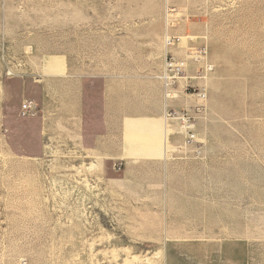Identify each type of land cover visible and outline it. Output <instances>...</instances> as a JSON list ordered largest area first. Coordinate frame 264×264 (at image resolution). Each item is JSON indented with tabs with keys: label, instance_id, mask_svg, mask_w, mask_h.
<instances>
[{
	"label": "rangeland",
	"instance_id": "374dc122",
	"mask_svg": "<svg viewBox=\"0 0 264 264\" xmlns=\"http://www.w3.org/2000/svg\"><path fill=\"white\" fill-rule=\"evenodd\" d=\"M166 31L213 67L169 101L191 146L126 131L164 117ZM0 264H264V0H0Z\"/></svg>",
	"mask_w": 264,
	"mask_h": 264
},
{
	"label": "built area",
	"instance_id": "2783aa9c",
	"mask_svg": "<svg viewBox=\"0 0 264 264\" xmlns=\"http://www.w3.org/2000/svg\"><path fill=\"white\" fill-rule=\"evenodd\" d=\"M178 38L170 37L167 35V31L163 36L164 54L162 62V70L158 79L162 84V98H163V109H164V120L165 121H177L179 129L183 134L184 145L191 146L196 142L195 135L193 134L192 117L186 110H182L176 113L171 110L169 101L177 100L179 92L177 91L178 84L182 81L183 85L181 91L186 94L194 88L195 80H203L213 69V67L207 63L206 55L207 49L202 46L199 49L193 50L189 54V59H179L169 53V48L173 47L175 43H179ZM189 62L193 63L197 67L195 76H186V72L189 67ZM197 86V85H196ZM196 101L202 103L206 100V92L204 88L193 89L192 94ZM201 107H196L198 111ZM28 109L26 104L22 106V112L24 113ZM119 169V167H118Z\"/></svg>",
	"mask_w": 264,
	"mask_h": 264
},
{
	"label": "crops",
	"instance_id": "0c3cea01",
	"mask_svg": "<svg viewBox=\"0 0 264 264\" xmlns=\"http://www.w3.org/2000/svg\"><path fill=\"white\" fill-rule=\"evenodd\" d=\"M104 77L99 76L98 80L93 81L91 84L92 86H96L98 85V94H96V89L92 91V89H89L88 87V91L86 89H82L81 91V103L83 102V99H86V96L88 94L89 98V102L91 101V99L94 98V100L96 102H98L100 105V110H101V114H102V118L104 120L100 121L102 122L103 126H105L106 124V119H107V110H108V96H111L110 91L107 89L108 86H112L111 82L107 81V80H103ZM149 79V78H148ZM152 80V81H151ZM157 80V81H155ZM151 82V84L153 85V87H155L157 89V98H158V106L156 107L158 110L160 109V105H161V110H162V115L164 114V109H163V98H162V84L161 81L158 79V77H154V78H150V81L147 80L146 84H149ZM85 88V87H84ZM118 89H122V81L117 80V78L114 80V90L116 91ZM55 101L58 102V94L55 93L54 95ZM74 98V97H73ZM53 99V98H52ZM76 101V102H75ZM74 102L75 105H77L79 103L80 105V99L78 97V95H75L74 98ZM93 103V102H92ZM92 103L89 104L87 106V110L88 112H91L93 110L92 108ZM116 103V102H115ZM83 105V103H82ZM170 105V104H169ZM119 108L121 109V105L119 103ZM151 109H153V107H151ZM76 117V116H75ZM119 132H122V121H121V115H119ZM163 121V117L162 118H150V119H132L131 121L127 122L126 124V131L129 132V134H138L140 133V135H150L151 137L154 138H160L162 137L163 140H165L164 142H166V135H167V125L164 123ZM164 123V125H163ZM110 126V124H109ZM114 133H116V129H117V125H114ZM110 133V132H109ZM143 139L142 137H134L133 139L135 140H141ZM130 138H128L129 141ZM104 140V138L102 139L101 136H97L95 138V142L97 144L96 146V150H102V146H101V142ZM117 153L113 154L112 157H116ZM166 156V155H165ZM145 159V158H144ZM152 160V158H149L147 160ZM155 159V158H153ZM165 165V164H164Z\"/></svg>",
	"mask_w": 264,
	"mask_h": 264
},
{
	"label": "bare ground",
	"instance_id": "6f19581e",
	"mask_svg": "<svg viewBox=\"0 0 264 264\" xmlns=\"http://www.w3.org/2000/svg\"><path fill=\"white\" fill-rule=\"evenodd\" d=\"M179 95H180V94H179ZM181 99H182V98H181ZM178 100H179V99H178ZM163 121H164L165 124H167V122L164 120V118H163ZM164 123H163V125H164Z\"/></svg>",
	"mask_w": 264,
	"mask_h": 264
}]
</instances>
